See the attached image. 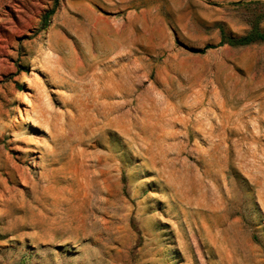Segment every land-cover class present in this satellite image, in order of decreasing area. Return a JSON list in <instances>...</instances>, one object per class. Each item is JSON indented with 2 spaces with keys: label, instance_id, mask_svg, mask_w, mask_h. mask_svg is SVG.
<instances>
[{
  "label": "rangeland",
  "instance_id": "rangeland-1",
  "mask_svg": "<svg viewBox=\"0 0 264 264\" xmlns=\"http://www.w3.org/2000/svg\"><path fill=\"white\" fill-rule=\"evenodd\" d=\"M263 14L0 0V264H264Z\"/></svg>",
  "mask_w": 264,
  "mask_h": 264
},
{
  "label": "trees",
  "instance_id": "trees-1",
  "mask_svg": "<svg viewBox=\"0 0 264 264\" xmlns=\"http://www.w3.org/2000/svg\"><path fill=\"white\" fill-rule=\"evenodd\" d=\"M59 0H56V3ZM53 11H51V13H53ZM264 17V14L259 17L253 24V28L247 32L246 34L240 36V37H235V36H228L226 34V31L224 30V28H221V33H222V41L220 43V45H224V44H228L230 46H246V45H250L254 42H259V41H264V31L260 30L258 23L260 21V18ZM215 47L214 45H207L204 47V49L202 51H206L209 48H213Z\"/></svg>",
  "mask_w": 264,
  "mask_h": 264
}]
</instances>
